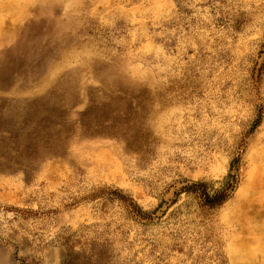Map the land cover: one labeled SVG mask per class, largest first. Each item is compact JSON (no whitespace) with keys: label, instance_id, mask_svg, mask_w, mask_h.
Listing matches in <instances>:
<instances>
[{"label":"rangeland","instance_id":"rangeland-1","mask_svg":"<svg viewBox=\"0 0 264 264\" xmlns=\"http://www.w3.org/2000/svg\"><path fill=\"white\" fill-rule=\"evenodd\" d=\"M0 30V264H264V0H0Z\"/></svg>","mask_w":264,"mask_h":264},{"label":"bare ground","instance_id":"bare-ground-1","mask_svg":"<svg viewBox=\"0 0 264 264\" xmlns=\"http://www.w3.org/2000/svg\"><path fill=\"white\" fill-rule=\"evenodd\" d=\"M0 31H1V30H0ZM1 38L4 39L3 37H1ZM1 38H0V40H2Z\"/></svg>","mask_w":264,"mask_h":264},{"label":"trees","instance_id":"trees-1","mask_svg":"<svg viewBox=\"0 0 264 264\" xmlns=\"http://www.w3.org/2000/svg\"><path fill=\"white\" fill-rule=\"evenodd\" d=\"M210 200H212V201H213V199H210Z\"/></svg>","mask_w":264,"mask_h":264}]
</instances>
